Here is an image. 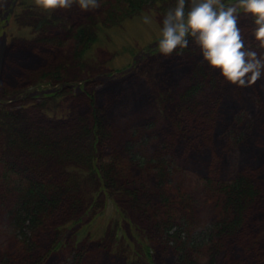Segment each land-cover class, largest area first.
I'll return each mask as SVG.
<instances>
[{
    "label": "rangeland",
    "instance_id": "obj_1",
    "mask_svg": "<svg viewBox=\"0 0 264 264\" xmlns=\"http://www.w3.org/2000/svg\"><path fill=\"white\" fill-rule=\"evenodd\" d=\"M119 1L124 2L100 0L99 7L81 10L0 0V139L10 148L9 133L14 135L20 119L35 107L41 111L31 116L44 125L26 124L32 131L50 129L67 147L77 126L88 124L93 110L105 105L101 123L108 135L94 154L118 157L121 171L113 168L114 160H103L108 166L103 187L102 176L89 164L50 159L42 174L38 164L17 163L18 149H10L8 158L16 164H0V264H34L30 252L45 257L41 264H136L129 260L126 235L135 239L137 250H152L151 259L141 258L148 264H210L212 259L214 264H264V76L246 87L226 83L201 60L191 36L183 49L161 54L156 49L159 17L174 0H137V9L126 14L122 7L112 14ZM109 13L120 14L121 21L104 23ZM89 20L92 41L84 49L77 46L89 36L85 30L59 48L42 43L39 51L30 42L41 29L60 39ZM238 24L246 44L257 47L252 18L241 13ZM24 57L30 59L21 62ZM45 67L57 70L64 82L37 92L32 76ZM196 74L202 75L201 85L184 105L180 129L174 112ZM57 88L61 93L52 97ZM168 89L173 100L164 105ZM10 110L23 115L5 117ZM202 139L209 154L196 149ZM71 166L81 169L72 172L75 179L44 193L49 201L57 195L58 205L44 207L32 221L25 203H18L25 197L34 206L43 191L20 186L17 176L27 179L31 170L35 181L56 183ZM238 175L252 176L249 188L259 192L245 208L234 194L219 190ZM242 215L228 234L218 233V225ZM168 220V235H180L178 249L159 231Z\"/></svg>",
    "mask_w": 264,
    "mask_h": 264
},
{
    "label": "trees",
    "instance_id": "obj_2",
    "mask_svg": "<svg viewBox=\"0 0 264 264\" xmlns=\"http://www.w3.org/2000/svg\"><path fill=\"white\" fill-rule=\"evenodd\" d=\"M123 4H120V1L118 3H116V7L111 8V12L113 14V10H117L121 9L122 7L124 8V12H128L130 10H135V8H138V1L137 0H123ZM113 9V10H112ZM123 12V13H124ZM112 14H108V17L105 20L102 21L104 23L106 22H110L112 23L113 21L118 20V18L120 19L118 13H116L113 16H118V18L116 19V17H111ZM94 20V19H93ZM95 21V20H94ZM91 24V20L86 21L81 28L85 29L86 31H88L89 33V37L87 38V40L85 41L86 44L90 43L92 41V30L89 29V25ZM189 39V38H188ZM59 42L56 43V45L54 46L55 48H58ZM78 55V54H76ZM76 57V56H75ZM59 66L57 65L56 68H58ZM195 72V70H194ZM200 76L199 74H196V76L193 77V81L192 84L183 92V94L180 96V102H182V105L179 107L178 111L176 110L174 112V116L176 118V120L178 121L176 124L177 126L181 129V124L182 121L181 119L183 118V112H184V105L185 103L190 100L193 96H194V91H196L197 87H199L201 85V80H200ZM36 83L38 82H49V83H55V82H61L60 80V73L55 70L54 68L51 67H45L44 69H42L41 72H36L34 76H32ZM35 83V84H36ZM55 93H53L51 96H55L57 95L59 92L61 93V91L59 90H54ZM169 89L163 92V102L164 105L168 104L171 100L168 95ZM164 107V106H163ZM212 110V114L211 117L214 116V112L213 109ZM107 107L104 105L99 109L93 110V113L91 114V119L90 122L86 125H84V123H81L77 126L75 132H73L72 137L70 139V143L67 147H61L62 144L64 143L63 140H61L59 142V140L53 139L55 137L53 132H50V129L48 128H38V127H42L44 124L42 123V121L40 119H38L36 116H31V114H29V116H24L22 119H20L19 124H18V132L16 131V133L13 135L12 133H9L8 136V143L11 145L10 148H8V144H6L5 142H3V140L0 139V164L2 163H6L8 166L10 165H15L16 163L13 161H10L8 158V151H10V149H18L17 153H15V158L17 160V163H22L24 161H26L28 164L33 163V166H35L36 164H38V169L39 172L42 174L43 173V168L44 165H46L48 163V160L50 159H56V160H60V159H71L72 161H74L76 163V165H87L89 164V167L92 168L93 170H97L98 173L102 176L101 179V183L103 185V187H106V184L104 182L103 179V175L106 173V170L108 168L107 165L103 164L102 161L105 159H109V160H114L115 161V166H113V168H115L116 171H120L119 165H116V162H119V158L118 157H107L105 155H102L97 157L94 154V149H97V145L101 144L102 146L104 145V143L106 142L107 139V131L105 130L104 126L101 123V118L105 115V113L107 112ZM23 115L21 112L16 113L15 111H7V115L10 119H12L13 116H21ZM4 116V115H3ZM88 120V119H87ZM29 122H34L38 124V127L35 130H31V127L29 124ZM5 125L8 126L9 123L6 121ZM186 132L188 133V135L190 134V132L186 129ZM56 144V145H54ZM95 146V147H94ZM208 145L203 141L202 139V145H200L198 148H196L197 150H199L200 152L204 151V148L209 150V148H207ZM210 151V150H209ZM262 168L264 167V162L262 163ZM7 168V167H6ZM72 170L65 178L63 177L62 179L58 178L57 180H60L59 182L56 183H44V181H35L34 175L31 173L30 171H27L30 176L27 177V179L21 177V175L19 174L16 178L17 183L21 186L24 184H28L31 186H35V188L37 187L39 190L40 188L43 191V194L40 193V197L39 198H35L37 199L34 206L32 205L33 202H30L28 200H25V204L23 209L26 211V213L32 218V221L35 220V217L42 211V209L44 207H48V205H58L59 203V199L57 197V195H54V197L52 198L51 201L48 200V198L45 197L44 193L49 194V192H53V186H60L62 185L63 188H65V184H67L66 180L67 179H75L72 176V172L75 170H81L78 168H68L66 169V171H70ZM163 173V170L160 172V175ZM254 175V174H253ZM9 176V175H8ZM252 177V176H246V175H239V179L236 180V182L234 183V190L232 189V193L234 194L232 197L235 199H239L243 202V208L246 207L245 204L248 203V201L254 197V195L258 194L259 192L256 191H251V189L249 188V185L247 183V180ZM15 180V182H16ZM56 180V181H57ZM45 185V186H44ZM68 185V184H67ZM32 189V188H31ZM219 190H223L224 188H220ZM41 192V190H40ZM132 196L133 199H137V191L136 190H132ZM131 195H129V197L132 198ZM260 200L262 202V200L264 201V196L260 197ZM257 212V210H255ZM243 219V215L240 218H235L230 225H218L217 231L218 233H227L233 229L235 224H239L241 222V220ZM238 220V223H237ZM35 224V221L33 222ZM170 224V221L168 220L167 223L163 224L160 226L159 231L161 233V235L164 236V240L168 241L169 239L173 240L176 244V248L178 249V245L180 242V235L177 232H174L172 235H168V226ZM174 234H177L174 237ZM124 240L126 241V243H128V249L130 250L131 253H129V260H131V262L135 261L136 264H148L146 261L142 260L141 258L146 257V259L148 260L151 259V253L149 252L147 246H144V248L138 249L136 248V242L135 239L131 236H124ZM55 241H53V246H51V248L55 247ZM232 243H234L236 246H240L242 247L237 241L233 240ZM31 249L33 246H30ZM29 247V248H30ZM50 248V249H51ZM29 249V250H31ZM188 249H186L185 251H180L181 252V258L183 259L185 258L186 255V251ZM152 252V250H151ZM33 255L32 260H34V264H41V262L44 260V256H41L38 254L35 255V253L30 252ZM246 256V255H244ZM137 260V261H136ZM215 260L212 259V261L210 262V264H214ZM79 261L77 260L75 264H78Z\"/></svg>",
    "mask_w": 264,
    "mask_h": 264
},
{
    "label": "clouds",
    "instance_id": "obj_3",
    "mask_svg": "<svg viewBox=\"0 0 264 264\" xmlns=\"http://www.w3.org/2000/svg\"><path fill=\"white\" fill-rule=\"evenodd\" d=\"M43 9L81 10L100 6V0H36ZM252 18L257 47L248 46L238 24L240 14ZM149 17H145L148 19ZM194 38L201 60L228 84L250 86L264 76V0H174L159 17L158 51L167 56Z\"/></svg>",
    "mask_w": 264,
    "mask_h": 264
}]
</instances>
